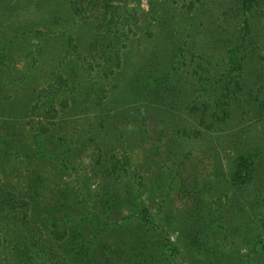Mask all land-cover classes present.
<instances>
[{"label": "rangeland", "instance_id": "1", "mask_svg": "<svg viewBox=\"0 0 264 264\" xmlns=\"http://www.w3.org/2000/svg\"><path fill=\"white\" fill-rule=\"evenodd\" d=\"M34 1L9 0L0 4V101L9 105L2 111L0 103V119L4 113L25 121L30 106L37 101V92L47 88L59 69L63 76H69L68 86L63 92L55 88L42 95L44 99L69 101L60 109L50 132L42 137L48 159L29 163L17 158L22 144L14 137L12 155L4 162V176L11 188L23 195L28 192L30 179L42 177L35 194L45 196L47 201L55 191L52 184L65 176L64 180L77 190L76 199L84 200L85 210H81L101 212L108 206L111 222L137 221L140 217L130 207L140 204L146 209L141 212L150 242L158 246L153 249L156 264H247V260L258 264L259 222L242 201V196L250 200L254 192L238 191V198L225 178L235 155V139L238 135L244 139L243 132L246 137L258 132L261 135L264 120L244 131L252 122L241 125V116L236 113L229 130H207L205 124L198 123L196 111L191 110L199 100L189 67L181 63L171 76L179 80L172 108L164 104L163 110L146 111L142 106L148 81L145 76L136 80L134 74L140 72L139 76H143L147 70V55L153 48L150 39L136 38L122 52V69L113 76L89 73L81 67L76 54L66 50V32L73 34L83 52L90 39V26L73 23L64 9L55 10L53 3L57 0L46 1L39 9L33 7ZM140 7L147 10L146 0H141ZM224 30H210L208 40L216 39ZM202 42L201 35H197L193 47L203 46ZM40 44L43 50L37 52ZM201 50L205 54L213 51L207 42ZM138 110L142 114L132 122L131 112ZM99 120L110 124L108 133H101ZM179 128L192 130L191 135H179ZM29 133L30 130L23 136ZM152 145L158 146V151ZM115 158L127 163V174L104 169ZM62 162L66 167L60 171ZM166 165H172L171 172ZM137 176L143 177L142 187H138ZM117 196L123 201L115 207L112 200ZM130 234L121 243L140 238L132 231Z\"/></svg>", "mask_w": 264, "mask_h": 264}, {"label": "trees", "instance_id": "2", "mask_svg": "<svg viewBox=\"0 0 264 264\" xmlns=\"http://www.w3.org/2000/svg\"><path fill=\"white\" fill-rule=\"evenodd\" d=\"M6 1L9 0H0V4ZM46 1L49 0H35L33 7L42 8ZM140 2L57 0L53 3L55 10L64 9L73 23L90 26L86 49L80 51V44L67 31L66 50L76 54L86 72L98 71L109 78L122 69V52L129 49L136 38H148L153 48L147 55V70L143 76H139L140 72L134 74L136 80L145 76L148 81L142 106L146 111L163 110L164 104L172 108L179 80L171 76L181 63L189 67L199 100L191 105V110L196 111L198 123L205 124L207 130H218L219 127L229 130L236 113L241 116L238 121L241 125L252 122L244 131L253 123L264 120V0H146V11L140 7ZM206 12L213 15L207 16ZM216 27L225 30L209 41L207 32ZM231 29H238V32ZM197 35H201L203 46L195 49L193 44ZM206 42L212 46L211 54L201 50ZM40 45L37 52L43 50ZM68 80L69 76H63L60 69L56 71L47 88L37 92V101L30 106L25 121L4 113L1 115L0 264H156L158 260L154 258L156 251L153 249L158 246L150 242L152 238L142 214L146 209L140 204L130 207L140 217L137 221L111 222L107 216L108 206L102 207L101 212L89 209L84 213L81 210H85L83 198L76 199L77 190L64 180L65 176L52 184L55 191L47 201L45 196L35 194L42 177L30 179L28 192L23 195L16 193L5 179L4 162L12 155L14 137L22 144L21 155L17 158L27 159L30 163L50 157L43 147L42 137L50 132L60 109L68 105L69 100L44 99L42 93L54 92L55 88V91L63 92ZM0 103L3 104L2 111L9 107L8 102ZM139 114L142 110L131 112V121L134 122ZM99 121L101 133H108L110 124L106 120ZM262 128L261 135L258 132L246 137L243 132L244 139L241 135L235 139V155L225 178L238 198L241 197L236 195L238 191L240 194L254 192L250 200L242 196V201L259 222L256 229L258 264H264V126ZM29 130L30 133L23 136ZM177 132L190 136L192 130L179 128ZM152 148L158 151V146L152 145ZM126 164L115 158L111 166L104 169L113 174H120V171L127 174ZM65 167L62 162L59 170ZM166 167L171 172L172 165ZM137 177L138 187H142L143 177ZM131 200L127 198L132 203ZM122 201L119 196L112 200L115 207ZM131 231L140 238H128L131 242L127 239L121 243ZM247 264H250L249 260Z\"/></svg>", "mask_w": 264, "mask_h": 264}]
</instances>
